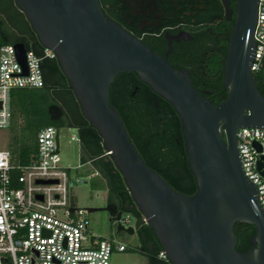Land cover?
<instances>
[{
  "label": "water",
  "instance_id": "1",
  "mask_svg": "<svg viewBox=\"0 0 264 264\" xmlns=\"http://www.w3.org/2000/svg\"><path fill=\"white\" fill-rule=\"evenodd\" d=\"M14 1L41 45L55 53L83 116L103 139L171 264H264V210L257 186L245 175L237 141L241 128L264 130V96L251 70L259 0H237L224 66L228 98L217 106L205 96L209 93L194 86L188 70L177 69L167 56L108 18L99 0ZM223 2L231 18V0ZM15 48L25 65L24 44ZM125 73L137 74L180 117L189 166L198 186L194 195L175 191L145 164L118 111L111 107L110 87ZM121 218L122 214L111 221L117 223ZM238 223L256 230L252 248L245 253L237 250L234 228ZM116 228L118 233L136 234L133 226L118 223Z\"/></svg>",
  "mask_w": 264,
  "mask_h": 264
},
{
  "label": "trees",
  "instance_id": "2",
  "mask_svg": "<svg viewBox=\"0 0 264 264\" xmlns=\"http://www.w3.org/2000/svg\"><path fill=\"white\" fill-rule=\"evenodd\" d=\"M235 1L231 0L234 3L231 9ZM222 18L223 24L212 27L213 47L204 62L205 74L200 83H194L200 92H210L206 97L216 106L228 98L223 84L224 66L236 20L235 16L232 21L225 15ZM20 43L38 56L44 54L45 48L15 1L0 0V48ZM42 65L45 82L43 88L22 89L12 93L11 127L15 126L19 130V135L14 136L10 147L13 162L22 165L29 163L36 152V135L42 128L53 126L57 129H77L85 153L94 160L106 184L108 202L105 210L111 220L122 214L130 216L134 223L138 245L126 251L140 255L147 264H171L169 260L160 257L163 249L153 229L138 209L123 175L112 159L105 156L104 141L83 116L59 62L57 59H45ZM254 78L264 96L262 76L254 73ZM110 105L118 111L145 164L175 191L187 196L194 195L198 186L189 166L182 123L172 105L141 82L135 73L121 74L116 78L110 87ZM222 139L225 140L223 135ZM234 232L238 237L237 250L241 253L250 250L251 238L256 234L255 228L238 223Z\"/></svg>",
  "mask_w": 264,
  "mask_h": 264
},
{
  "label": "built area",
  "instance_id": "3",
  "mask_svg": "<svg viewBox=\"0 0 264 264\" xmlns=\"http://www.w3.org/2000/svg\"><path fill=\"white\" fill-rule=\"evenodd\" d=\"M254 37L251 70L262 76L264 86V0H259ZM25 49L24 65L15 45L0 48V130L12 125L13 91L43 88L42 63L57 59L46 48L42 56ZM59 132L53 126L42 128L36 135V152L26 165L14 163L9 149L0 150V264H111L115 251L127 250L116 239L93 235L89 211L72 203L70 189L84 181L72 179L63 168ZM237 141L245 175L257 186L264 210V130L241 128ZM110 155L106 151L105 156ZM50 180L58 184H37ZM118 223L133 226L128 215L116 227ZM160 257L168 260L165 252Z\"/></svg>",
  "mask_w": 264,
  "mask_h": 264
},
{
  "label": "flooded vegetation",
  "instance_id": "4",
  "mask_svg": "<svg viewBox=\"0 0 264 264\" xmlns=\"http://www.w3.org/2000/svg\"><path fill=\"white\" fill-rule=\"evenodd\" d=\"M236 3L229 18L223 0H99L108 18L167 56L177 69L188 70L194 83H200L205 74L204 62L213 47V25L223 24L222 15L229 21L236 19ZM203 93L210 95L207 90Z\"/></svg>",
  "mask_w": 264,
  "mask_h": 264
},
{
  "label": "rangeland",
  "instance_id": "5",
  "mask_svg": "<svg viewBox=\"0 0 264 264\" xmlns=\"http://www.w3.org/2000/svg\"><path fill=\"white\" fill-rule=\"evenodd\" d=\"M15 135H19V130L15 126L0 130V150H10ZM72 137L75 139L72 140ZM60 154L61 164L69 176L72 179L81 178L84 181L70 189L69 197L75 206L89 211L91 233L109 240L116 239L123 243L127 249L136 247L138 245L137 235L118 233L115 223L111 221L109 213L105 210L108 202L105 182L101 177H92L95 172L92 165L85 163V160L82 165L77 129L61 128ZM79 166L80 168H78ZM111 264H147V262L136 253L115 251L111 256Z\"/></svg>",
  "mask_w": 264,
  "mask_h": 264
},
{
  "label": "crops",
  "instance_id": "6",
  "mask_svg": "<svg viewBox=\"0 0 264 264\" xmlns=\"http://www.w3.org/2000/svg\"><path fill=\"white\" fill-rule=\"evenodd\" d=\"M79 145H80V155H81L82 163H83V160H85V163L90 164V165L93 166L95 172H94V174H92V177H101L100 172H99L98 168L96 167L94 160H91V158L85 153V151H84V149H83V147L81 145L80 139H79ZM82 165H84V163ZM78 168H80V166Z\"/></svg>",
  "mask_w": 264,
  "mask_h": 264
}]
</instances>
